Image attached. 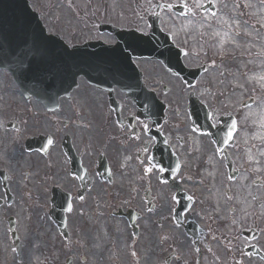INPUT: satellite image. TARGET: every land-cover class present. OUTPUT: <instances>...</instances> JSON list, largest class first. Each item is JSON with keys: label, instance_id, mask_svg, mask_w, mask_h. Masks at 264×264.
<instances>
[{"label": "flooded vegetation", "instance_id": "flooded-vegetation-1", "mask_svg": "<svg viewBox=\"0 0 264 264\" xmlns=\"http://www.w3.org/2000/svg\"><path fill=\"white\" fill-rule=\"evenodd\" d=\"M135 64L166 104L161 120L84 79L57 106L27 100L0 71V264H264V181L246 178L226 208L219 190H184L197 183L181 152L192 125L153 81L163 67Z\"/></svg>", "mask_w": 264, "mask_h": 264}, {"label": "rangeland", "instance_id": "rangeland-1", "mask_svg": "<svg viewBox=\"0 0 264 264\" xmlns=\"http://www.w3.org/2000/svg\"><path fill=\"white\" fill-rule=\"evenodd\" d=\"M29 1L35 10L44 14L43 21L50 26L51 31L62 28L67 38L74 37L75 40H83L89 36L86 14L89 16L96 14L97 17L100 14L99 7L89 3V0ZM102 1L111 2L114 6L125 5L128 1L134 2L138 16L133 22L138 26L145 23L146 15L154 14L158 3L187 5L184 7L187 9V15H176L171 10H166L161 12V17L167 26L176 30L179 45L188 47L190 56L186 57V63L191 64L192 67L207 65L208 71L198 80L195 86L197 88L186 89V91L181 89L176 80L169 81L171 77L164 71L155 70L153 81L170 86L180 93L172 91V94L167 97L169 101H180L181 96L185 102L189 98V92L193 91L197 93L200 100L207 104L209 109L217 113V119L226 115L228 111L235 112L234 114L239 118L241 131L235 135L236 147L229 150L238 161L237 169L242 166L239 178L232 183L223 162H218L213 143L207 137L191 132L195 139L193 146L190 147L191 156L187 157L186 150H182L185 153L183 156L184 173L197 183L187 182L183 189L189 193H197L199 198L205 197L214 190H219L220 196L224 197L220 203L224 208L228 204L227 193L234 190L236 192L235 201L238 203L244 192L246 178L252 181L256 178L264 181V144L257 147V154H252L251 162L244 166V159L249 151L245 141L249 138L252 142L253 137L254 142H257L259 136L264 137V0ZM209 3L213 4L216 11L201 12L202 7L198 5L205 6ZM141 13H144L142 17ZM129 22L133 24L132 21ZM199 49L207 51L209 56L202 57ZM152 75L153 73H150L151 77ZM3 85L0 79V86ZM252 97L255 103L251 107L243 108L242 104ZM182 120L188 121L186 113H183ZM241 154H243L242 158ZM206 161H209V164L205 167ZM194 174H197L199 179H196ZM201 179L204 186H210L206 187L211 188L210 190L207 191L198 184V182L201 183ZM239 187L241 190L237 192ZM247 203L250 205L246 208L252 209L253 202L247 201ZM213 207L216 213L224 218L227 212H222L219 205L213 204ZM235 207L238 208V206ZM67 255H69L68 252L63 255L64 259L68 257Z\"/></svg>", "mask_w": 264, "mask_h": 264}, {"label": "water", "instance_id": "water-1", "mask_svg": "<svg viewBox=\"0 0 264 264\" xmlns=\"http://www.w3.org/2000/svg\"><path fill=\"white\" fill-rule=\"evenodd\" d=\"M115 35L131 36L133 33ZM98 61L84 48L70 51L58 38L47 36L27 0H0V67L12 72L27 95L38 98V87L47 84V77L55 71L60 75L54 82L65 83L69 88L66 91L76 85L80 76L105 86L106 81L99 82L102 76L97 74H101L103 68L92 66ZM62 93L56 94L60 96ZM194 110L195 120L201 125L202 115L197 107Z\"/></svg>", "mask_w": 264, "mask_h": 264}, {"label": "snow or ice", "instance_id": "snow-or-ice-1", "mask_svg": "<svg viewBox=\"0 0 264 264\" xmlns=\"http://www.w3.org/2000/svg\"><path fill=\"white\" fill-rule=\"evenodd\" d=\"M186 6H187L186 4H185V5H182V7H186ZM198 6H199V7H204L203 4H199ZM186 55H187V53H186ZM232 127H233V128H236V124H233Z\"/></svg>", "mask_w": 264, "mask_h": 264}]
</instances>
